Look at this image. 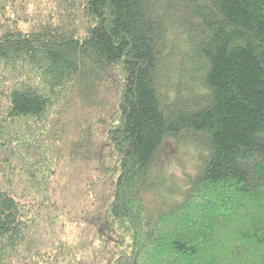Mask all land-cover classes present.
<instances>
[{
  "label": "trees",
  "instance_id": "trees-1",
  "mask_svg": "<svg viewBox=\"0 0 264 264\" xmlns=\"http://www.w3.org/2000/svg\"><path fill=\"white\" fill-rule=\"evenodd\" d=\"M0 264H264V0H0Z\"/></svg>",
  "mask_w": 264,
  "mask_h": 264
},
{
  "label": "rangeland",
  "instance_id": "rangeland-1",
  "mask_svg": "<svg viewBox=\"0 0 264 264\" xmlns=\"http://www.w3.org/2000/svg\"><path fill=\"white\" fill-rule=\"evenodd\" d=\"M166 151L167 152L165 154L169 158L167 161V166L170 164V167L167 168H169V171L174 174L175 183H178L179 186L186 185V176L188 174H193L195 171L192 155L190 153L188 155L181 154L180 151L177 152L174 150V147H172L170 144L166 145ZM80 171L81 170L77 169L75 174L70 179L69 192L72 190V194L75 193L77 195L76 199L79 201V203L85 204L86 190L83 185V174Z\"/></svg>",
  "mask_w": 264,
  "mask_h": 264
}]
</instances>
